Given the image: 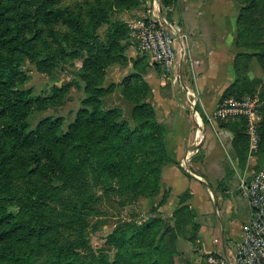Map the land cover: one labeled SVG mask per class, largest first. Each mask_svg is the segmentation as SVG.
Listing matches in <instances>:
<instances>
[{"label": "trees", "instance_id": "obj_1", "mask_svg": "<svg viewBox=\"0 0 264 264\" xmlns=\"http://www.w3.org/2000/svg\"><path fill=\"white\" fill-rule=\"evenodd\" d=\"M62 1L0 0V264H176L181 256L177 241L186 235V226L191 225L193 234L198 231L187 204L190 195L181 199L173 224L153 206L144 222H125L108 235V250L88 252L82 237L81 211L91 182L129 203L151 199L161 193L164 169L174 162L168 129L158 122L152 89L144 79L148 59L128 57L131 28L119 18L151 6L147 0ZM176 2L161 0L164 10ZM234 2L240 8L236 46L241 52L234 63L236 80L220 103L260 95L259 172L264 167V77L251 78L249 66L256 60L264 76V0ZM27 60L47 75L80 62L86 98L66 129L64 117H47L35 128L30 118L63 107L72 88L81 89V83L75 80L53 87L49 95H36L21 88L27 81ZM130 62L132 72L107 86L109 68ZM116 89L133 105L130 119L124 109L106 107L105 98ZM219 123L234 134L235 151L245 166L250 147L247 121ZM65 191H76L79 198L61 201ZM72 230L81 237H64Z\"/></svg>", "mask_w": 264, "mask_h": 264}, {"label": "crops", "instance_id": "obj_2", "mask_svg": "<svg viewBox=\"0 0 264 264\" xmlns=\"http://www.w3.org/2000/svg\"><path fill=\"white\" fill-rule=\"evenodd\" d=\"M146 12L124 14L136 19ZM169 13L172 21L188 36L189 59L183 65L182 80L178 84L148 62L150 67L144 79L152 89L151 104L158 122L168 129L167 146L174 162L164 169L161 193L155 198L143 199L151 208L159 206L162 217L173 224L181 199L191 196L187 204L195 215L193 222L198 231L193 234L191 225L186 226V235L177 241L181 256L176 264H205L211 253L234 254L243 240L245 227L254 218L242 188L243 181L249 180L255 172L256 163L250 159V147L247 163L242 166L234 148V134L221 128L220 120L212 117L225 91L237 77L234 63L241 52L236 46L240 8L234 0H177ZM133 48L131 43L129 49ZM128 57L137 59L134 53ZM252 64L254 77L262 78L258 62L253 60ZM132 70V62L126 66H112L106 85L119 84ZM122 71L125 72L122 74ZM110 74L118 81L108 84ZM183 84L195 95V98L188 95L189 99L197 101L194 111L189 108L186 92L181 88ZM81 87L85 93L84 85ZM116 93L128 106L130 117L127 118L130 119L133 105L124 100L119 89L112 95ZM85 98L86 93L83 100ZM188 156L190 162L186 170L182 161ZM193 235H196L195 241L190 240Z\"/></svg>", "mask_w": 264, "mask_h": 264}, {"label": "built area", "instance_id": "obj_3", "mask_svg": "<svg viewBox=\"0 0 264 264\" xmlns=\"http://www.w3.org/2000/svg\"><path fill=\"white\" fill-rule=\"evenodd\" d=\"M130 28L137 51L147 55L154 65L166 71V75L172 74L174 84L180 83L183 65L189 59V39L169 21L161 0H154L153 7L134 19ZM181 88L187 97L190 95L195 98L188 86L182 85ZM189 103L195 110L196 99H189ZM261 106V97L257 93L242 100L227 99L212 113V117L217 120L244 118L247 121L250 159L255 163L260 140L258 130ZM189 162V156L182 161L186 170ZM242 188L251 204L254 218L245 227L243 240L234 254L224 256L211 253L206 257L205 264H264V167L254 172L249 180L243 181Z\"/></svg>", "mask_w": 264, "mask_h": 264}, {"label": "rangeland", "instance_id": "obj_4", "mask_svg": "<svg viewBox=\"0 0 264 264\" xmlns=\"http://www.w3.org/2000/svg\"><path fill=\"white\" fill-rule=\"evenodd\" d=\"M70 0H63V3H68ZM148 6L150 5L151 8L153 7L154 0H147ZM167 18L171 23H173L178 29V25L172 21L174 20L169 13V10H165ZM136 17V16H135ZM120 19L126 21H133L134 18L127 17L126 14H120ZM107 32V27H103L99 34L101 38H104ZM134 46L136 43L133 41L131 42ZM134 53L135 57H142L145 56L148 59V62L152 61L148 56L145 54L137 51L136 45L133 49H129L127 54ZM252 63V62H251ZM153 64V63H152ZM157 66V65H156ZM159 71L166 75V71H164L159 66ZM24 72L27 76V81L22 85V89L25 90H32L36 95H49L52 91V88L55 86L61 87L63 85H67L72 83L75 80H78L81 83V86L84 85L81 82V73H83L81 69L80 62L68 64L58 68L53 74L47 75L38 72L36 64L27 60L24 64ZM113 70V69H112ZM183 69H182V76H183ZM262 71V69H261ZM113 72V71H112ZM111 72V73H112ZM125 71H122L123 74ZM185 75V74H184ZM255 70L253 69V64L249 66V76L251 78H255ZM168 76L172 77V74ZM262 72V78H263ZM112 81H118L115 77L110 74L108 78V84ZM184 85V84H183ZM78 86H74L69 94L68 100L65 105L61 108H50L44 112L35 113L30 118V124L32 128H35L37 124L47 118V117H64L66 120V125L76 119V115L78 111L82 108V100L85 97V93L81 91ZM184 91V90H183ZM186 100L189 99L185 95ZM106 106H117L123 107L125 110V116L130 117L128 106L122 101L121 97L118 93L115 95L108 96L106 99ZM191 105H189V108ZM191 111H194L190 108ZM87 192V206L82 208L81 215L84 216V231L82 237L85 238L87 241L86 251L91 250H108L111 247L108 246L106 237L110 235L118 226L122 225L128 221H137V222H144L148 218L149 212L152 210L150 209V204H145L144 199L141 198L139 201L129 203L126 201L125 198H120L113 193H106L101 187H96L91 184L87 186L85 189ZM71 196L77 200L79 197L76 191H65L61 195V201H67V199ZM56 208L59 211L63 210V206L57 202ZM64 237H71V239H77L81 237V235L77 234L73 230L67 232Z\"/></svg>", "mask_w": 264, "mask_h": 264}]
</instances>
